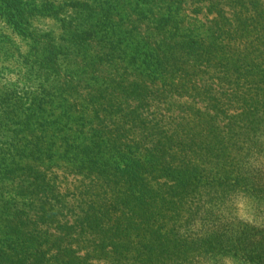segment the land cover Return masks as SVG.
<instances>
[{"label":"trees","instance_id":"obj_1","mask_svg":"<svg viewBox=\"0 0 264 264\" xmlns=\"http://www.w3.org/2000/svg\"><path fill=\"white\" fill-rule=\"evenodd\" d=\"M0 19L26 42L0 88V264L245 251L214 222L264 192V0H0Z\"/></svg>","mask_w":264,"mask_h":264},{"label":"rangeland","instance_id":"obj_2","mask_svg":"<svg viewBox=\"0 0 264 264\" xmlns=\"http://www.w3.org/2000/svg\"><path fill=\"white\" fill-rule=\"evenodd\" d=\"M38 28L42 31L49 30L50 26L41 21ZM50 23V22H49ZM26 45L25 40L15 34L4 21L0 19V88L9 90L10 83L22 77V63H15L10 58L14 50L16 59L17 51ZM22 83V81H20ZM19 86V82H18ZM10 88V87H9ZM256 168L254 174L264 181V151L252 163ZM215 227L219 230H234L240 237L239 241L246 248L243 253L225 255L216 254L205 264H264V192L254 194L252 197L240 195L225 201L216 214Z\"/></svg>","mask_w":264,"mask_h":264}]
</instances>
